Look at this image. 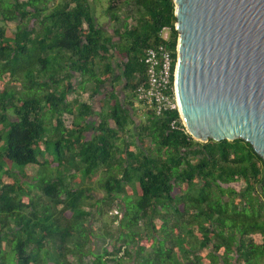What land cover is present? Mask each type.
I'll return each mask as SVG.
<instances>
[{
    "label": "trees",
    "instance_id": "16d2710c",
    "mask_svg": "<svg viewBox=\"0 0 264 264\" xmlns=\"http://www.w3.org/2000/svg\"><path fill=\"white\" fill-rule=\"evenodd\" d=\"M103 2L0 0V264H262L252 144L196 140L176 110L134 117L145 50L176 56L174 0H107L113 34Z\"/></svg>",
    "mask_w": 264,
    "mask_h": 264
},
{
    "label": "water",
    "instance_id": "95a60500",
    "mask_svg": "<svg viewBox=\"0 0 264 264\" xmlns=\"http://www.w3.org/2000/svg\"><path fill=\"white\" fill-rule=\"evenodd\" d=\"M176 92L196 140L245 139L264 159V0H174Z\"/></svg>",
    "mask_w": 264,
    "mask_h": 264
},
{
    "label": "built area",
    "instance_id": "2783aa9c",
    "mask_svg": "<svg viewBox=\"0 0 264 264\" xmlns=\"http://www.w3.org/2000/svg\"><path fill=\"white\" fill-rule=\"evenodd\" d=\"M159 35L165 41L170 39L167 29L162 30ZM174 55L175 51L166 42L146 49L143 60L147 66V77L137 86L135 93L137 100L156 115H162L166 111H178L185 126L176 92L177 46L176 56ZM170 125L174 129L181 128L177 120L171 121Z\"/></svg>",
    "mask_w": 264,
    "mask_h": 264
},
{
    "label": "rangeland",
    "instance_id": "374dc122",
    "mask_svg": "<svg viewBox=\"0 0 264 264\" xmlns=\"http://www.w3.org/2000/svg\"><path fill=\"white\" fill-rule=\"evenodd\" d=\"M106 3H107V0H104L102 5L99 3L96 4L95 5L96 6L95 7V13H96V16H97L99 22L103 24V28H104L105 32L107 34H113V29H114L113 23L110 21H107V20H109V18H108V14L106 12V7H107ZM133 104H134V110H135V111H133V113L135 114L134 117H135L136 121L139 122L140 119H145L146 118V112H147L146 107L137 100H134ZM104 113H106V111H104ZM147 141H149V140H147ZM27 168H28V170L36 171V173H40V174H45L47 172V168L45 169L43 167L36 166L33 164L29 165ZM92 183L94 184V187H95V189H94L95 195L97 197L98 196L102 197L104 195V191L102 189H100V187L98 186V177L97 176L93 177ZM113 212L115 213V209L113 210ZM111 219H112L111 214L104 215L101 220L93 222V227H95V229H100V228H102L103 222L105 220L111 221ZM115 226H116V223L112 224V228L115 229ZM104 244H105V240L103 238H101V237L97 238L98 249L101 248L102 245H104ZM84 264H92V263L88 259H86ZM262 264H264V261L262 262Z\"/></svg>",
    "mask_w": 264,
    "mask_h": 264
},
{
    "label": "crops",
    "instance_id": "0c3cea01",
    "mask_svg": "<svg viewBox=\"0 0 264 264\" xmlns=\"http://www.w3.org/2000/svg\"><path fill=\"white\" fill-rule=\"evenodd\" d=\"M57 2H59V1H57ZM57 2H56V3H57ZM56 3H55V4H56ZM107 21H109V20H107ZM95 109H96V115H95V117H94L93 119L98 120L99 117H100V115H101L102 112H103L102 109H101V106H100V102H99V101L97 102V106L95 107ZM93 119H92V120H93ZM111 122H112V121H111ZM112 123H113V122H112Z\"/></svg>",
    "mask_w": 264,
    "mask_h": 264
}]
</instances>
